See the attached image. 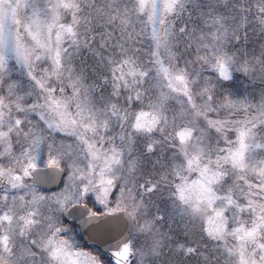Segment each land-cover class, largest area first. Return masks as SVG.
<instances>
[{
    "label": "snow or ice",
    "instance_id": "snow-or-ice-1",
    "mask_svg": "<svg viewBox=\"0 0 264 264\" xmlns=\"http://www.w3.org/2000/svg\"><path fill=\"white\" fill-rule=\"evenodd\" d=\"M0 264H264V0H0Z\"/></svg>",
    "mask_w": 264,
    "mask_h": 264
},
{
    "label": "trees",
    "instance_id": "trees-1",
    "mask_svg": "<svg viewBox=\"0 0 264 264\" xmlns=\"http://www.w3.org/2000/svg\"><path fill=\"white\" fill-rule=\"evenodd\" d=\"M106 2H110V0H106ZM249 36H253L251 32H249ZM257 41H252L250 42V44H253L254 47H256L257 49L259 48V45L261 43L260 39H259V35L257 34ZM256 39V38H255ZM139 47V45H137ZM243 77V76H242ZM246 84L248 83L247 77L245 79H242ZM151 178V177H150ZM195 234V236H193ZM194 234L191 231V234H189L188 237H190L191 239L189 240H199V241H204L206 238L204 237V235L201 233L200 231V226L198 228V226H196L195 230H194ZM187 235V234H186Z\"/></svg>",
    "mask_w": 264,
    "mask_h": 264
},
{
    "label": "rangeland",
    "instance_id": "rangeland-1",
    "mask_svg": "<svg viewBox=\"0 0 264 264\" xmlns=\"http://www.w3.org/2000/svg\"><path fill=\"white\" fill-rule=\"evenodd\" d=\"M139 27V26H138ZM251 32V31H250ZM256 38V39H255ZM254 42V41H257V36L255 35V36H249V42ZM255 43V42H254ZM246 78V76H243V77H241V79H245ZM149 179H150V177H148ZM141 182H143V181H141ZM196 226H198V228H199V224H197ZM196 226H195V228H196ZM172 227H175V225H172ZM181 227H183V226H181ZM191 227V226H190ZM195 230V229H194ZM193 232V231H192ZM187 234V236H189V234H191V231H188V232H186L185 233V235ZM193 236H195V234L193 235ZM189 239H191L190 237H188ZM82 243L84 244V242L82 241ZM86 250H91V248L90 247H86Z\"/></svg>",
    "mask_w": 264,
    "mask_h": 264
},
{
    "label": "water",
    "instance_id": "water-1",
    "mask_svg": "<svg viewBox=\"0 0 264 264\" xmlns=\"http://www.w3.org/2000/svg\"><path fill=\"white\" fill-rule=\"evenodd\" d=\"M86 244H89V242L85 239V240H83Z\"/></svg>",
    "mask_w": 264,
    "mask_h": 264
}]
</instances>
